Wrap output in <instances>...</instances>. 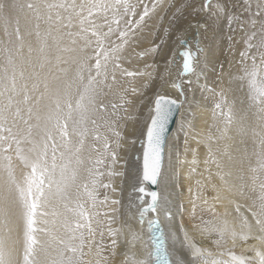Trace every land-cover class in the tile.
Here are the masks:
<instances>
[{"label": "snow or ice", "instance_id": "6c2138e0", "mask_svg": "<svg viewBox=\"0 0 264 264\" xmlns=\"http://www.w3.org/2000/svg\"><path fill=\"white\" fill-rule=\"evenodd\" d=\"M241 2L252 6L251 0ZM24 7L30 17L27 39L17 29L18 43L0 49V264H264V140L259 153L234 155L220 146L235 122L232 85L247 86L250 101H259L264 116V51H259L264 22L260 39L248 33L240 53L246 62L255 47L259 64L255 57L250 65L244 63L230 74L227 88L204 86L212 98L216 133L202 136L209 170L206 177L199 174L190 203L195 215L206 181L212 182L214 201L226 203L224 213L212 212L195 225L201 239L215 247L197 246L181 224L183 244L176 252L174 213L166 197L167 173L176 174L168 124L183 114L189 102L184 85L199 81L208 48L199 35L187 41L181 34V45L195 49L183 51L181 67L167 58L165 41L156 32L168 36L173 20H181L186 9L206 13L210 26L225 17L239 23L238 14L229 11L239 5L221 0H203L199 8L192 0H27ZM262 8L264 0L256 17L264 15ZM165 10L171 19L160 15ZM165 20L168 27L161 26ZM248 23L256 27L254 18ZM145 33L160 43L143 47ZM156 55L165 60L159 73L156 64L144 59ZM138 60L144 68H135ZM169 85L176 98L158 90ZM187 123L182 120L181 128ZM137 143L141 148L132 159ZM184 147L187 151V136ZM188 163L191 179L198 154L193 151ZM126 185L138 193L139 203L129 194L122 205Z\"/></svg>", "mask_w": 264, "mask_h": 264}, {"label": "bare ground", "instance_id": "6f19581e", "mask_svg": "<svg viewBox=\"0 0 264 264\" xmlns=\"http://www.w3.org/2000/svg\"><path fill=\"white\" fill-rule=\"evenodd\" d=\"M25 4L26 2L21 0H3L1 15L5 20V24L7 25L6 29L4 28L5 32L3 33L7 38V42L5 44H7L9 47H14L18 43L17 29L19 30V34L25 36L27 39L26 33L29 28L28 20L30 17L26 15V8L24 7ZM163 12H161V14ZM206 15L207 14L204 12H199L198 14L182 21L177 25L178 27H174L175 33L177 31L180 33L177 34L171 50L168 46L164 45L168 59H174L176 64L181 65L182 67L183 57H178V52L182 49L180 40L178 39L181 34H184L186 40L189 39L188 41H193L195 39L194 33L197 31L202 44L206 47L208 46L203 37L204 27L199 29L195 27L197 23L205 26ZM145 36L147 38L143 41V47H150L151 43L153 42L151 40V36H148V34ZM189 49L195 51L194 46L190 44ZM136 51H142V47L137 46ZM235 53H231V56L229 55L227 60L228 67L226 71L222 73L220 80L217 81L219 83H216V85L214 84L215 86H213L217 89V91H219L221 86L225 88L229 87V81L231 78L230 74L235 75L240 71L238 68L233 69L237 61L236 59L240 58L239 53ZM152 58L153 56L145 57L144 59L149 63ZM155 59L158 62L161 60H163V62L165 61L159 55H156ZM152 60H154V58ZM216 66L217 54L213 52V49L209 46L208 56L205 60V63L201 65L200 79L197 82L191 83L190 87L185 88L186 97L189 102L185 104V110L183 114H178L174 130L169 136L171 143L174 146V150L171 155L172 170H175L176 174L172 175L171 170L167 173L168 181L166 197L170 202L172 211L174 213L171 230L173 232L172 244L176 252H180L183 244L182 233H179L181 224H183L184 227L189 230L197 246L214 248L215 245L211 240L201 239L199 234L195 231V225L200 222L201 218L207 220L212 212L224 213L226 210V203L214 201L213 198L216 196V192L211 186L212 182L208 181L205 182V190L202 191L203 199L197 202L195 215L192 214L193 205L190 203V199L195 197V182L197 179H201L199 174L203 173V175L206 177L209 170V166H206L204 163V161L208 158V147L205 143L201 142V139L203 135L209 132L215 134L216 129L213 127V119L211 115L213 108L212 98L206 91H204V86L207 85L208 88L212 87H210V82L208 81L214 78V74L216 72L214 69ZM135 68H144V62L138 60ZM147 70L151 71L152 69ZM171 79H175V75H173ZM139 81L140 78H137V83H139ZM193 81H195V77H193ZM231 87L232 91L229 95V101L232 104L233 109L236 105L238 106V112L236 109L233 110V119L235 122L230 125L227 132V139L220 141V146H227L234 155L245 150L249 153H252L253 151L259 153L261 151V140H264V116L260 114V103L259 101H256L253 105H251L249 101L247 102L245 100L243 94H240L239 101H237V92L240 90V87H236L235 85H232ZM158 90L166 95L171 96L172 98H176L177 94L170 85L166 88ZM145 91L149 96L152 95L150 90ZM227 111L228 110L225 109V112ZM182 120L188 122L185 124L183 129L181 128ZM223 126L224 124L221 122V127ZM186 136L188 137L187 151L184 147ZM140 148V143H137L134 146L131 153L132 159L135 157V150ZM176 149H178V151H176ZM193 151L198 154L199 164L197 166L196 173L190 179L188 162L192 160ZM121 154L124 155L123 150ZM177 156H179V160H177ZM120 163L123 164L124 162L120 161ZM211 170L213 172L215 171L214 165L211 166ZM190 185L193 186L192 193L189 192ZM129 194L132 195L135 203H139L138 200H135V197L138 195V193L132 190L131 185H126L123 193H121L122 205L128 202ZM133 211H135L134 208ZM147 220L148 217H146L145 223L143 225L145 231H147V228L149 227ZM139 227L140 225L137 224V228ZM107 243L110 244V241H107ZM249 243H252V241H249ZM236 251L238 253L239 249ZM224 259H227V257H224ZM193 264H195L194 260Z\"/></svg>", "mask_w": 264, "mask_h": 264}, {"label": "rangeland", "instance_id": "374dc122", "mask_svg": "<svg viewBox=\"0 0 264 264\" xmlns=\"http://www.w3.org/2000/svg\"><path fill=\"white\" fill-rule=\"evenodd\" d=\"M21 1L27 2V0H21ZM221 2L227 3L228 5H239V7H236V8L230 7L229 11H233L236 14H238L240 22L239 23L233 22L230 24L227 17H225L224 19L220 20L217 24L210 26L211 21L208 20V15H206L205 26L203 30V34H204L203 37H204V40L206 41V44L208 45L207 47L209 48L210 46L213 49V52L217 54V66L214 69V71L216 72L214 74V78L208 81L210 82V87L211 86L213 87L216 85V83H219L217 81L220 80L222 73H224L228 67L227 60H228L229 55L231 53L234 54L235 52L236 53L238 52L239 57H240V53L245 48V37L248 35V33L255 32L257 34V41L260 39L261 23L264 22V15H261L258 17L254 15L257 12V6L258 4H260L261 0H251V5H252L251 8L244 7L241 0H221ZM2 3H3V0H0V49L9 47L7 44H5L7 42L6 41L7 38L5 37V34L3 33L5 32L7 25L5 24V20L1 15ZM192 3L195 5L196 8H199L202 5L203 0H192ZM261 12L264 13V8L261 9ZM198 13L199 12L191 11V9H186L181 20L179 21L173 20V26L170 29L168 36H163L160 31L156 32V36H160L165 41V45L168 46L169 49L171 50L174 45L177 34L180 33L179 31L175 33L174 27H176L178 24H180L185 19H188L189 17L196 15ZM161 16H165L171 19L167 10H165V12L161 14ZM252 18L256 20L255 28H253L248 23L249 19H252ZM161 26L168 27L167 20L163 21ZM145 35H147V33H145ZM156 36H151V40L153 42L151 41L152 43L150 47L153 46V43H156V44L160 43V40L157 39ZM259 51H264V48H261ZM259 51L254 47L249 53V57L246 62L242 61L241 58H237L236 64L233 67V69L238 68L239 70H241L244 63H247L250 65L253 57H255L257 64H259L260 62L259 61ZM153 58L154 60H152ZM153 58L151 59L149 64H153V63L156 64L157 68L155 71L156 73H159L163 70V65L165 61L163 62V60H161L158 62L156 61L155 56H153ZM262 75H264V73H262ZM187 87H190V84L188 83L185 84V88ZM240 94H243L245 97V100L247 102L249 101L251 105L254 104V102L250 101V90L247 86L240 87V90L237 92V101H239ZM234 109H236V111L238 112L237 105L234 107Z\"/></svg>", "mask_w": 264, "mask_h": 264}, {"label": "water", "instance_id": "95a60500", "mask_svg": "<svg viewBox=\"0 0 264 264\" xmlns=\"http://www.w3.org/2000/svg\"><path fill=\"white\" fill-rule=\"evenodd\" d=\"M197 35H198V32L196 31V32L194 33L195 38H197ZM188 40H189V39H188ZM188 40H187V41H188ZM180 45H181V43H180ZM181 47H182V49L178 52V57H179V58L182 56L181 54L183 53V51L189 49V44H188V43H185L184 45H181ZM193 52H195V51H193ZM177 117H178V114H177L176 116H174V118H172V119L170 120L169 124H168V136H170L171 133H172L173 130H174V127H175V124H176ZM148 187H152V186L149 185Z\"/></svg>", "mask_w": 264, "mask_h": 264}]
</instances>
